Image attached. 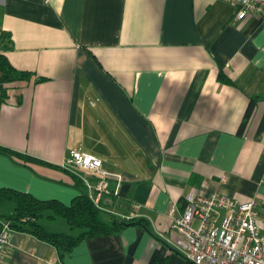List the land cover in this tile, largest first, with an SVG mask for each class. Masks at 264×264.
Wrapping results in <instances>:
<instances>
[{
	"label": "crops",
	"instance_id": "1",
	"mask_svg": "<svg viewBox=\"0 0 264 264\" xmlns=\"http://www.w3.org/2000/svg\"><path fill=\"white\" fill-rule=\"evenodd\" d=\"M239 10L222 0H0V55L30 73L0 96V146L31 159L0 154V189L69 206L80 192L63 167L80 151L120 177L101 209L147 227L63 256L12 230L0 264H189L173 250L168 212L192 191L254 201L264 237V19L238 20Z\"/></svg>",
	"mask_w": 264,
	"mask_h": 264
},
{
	"label": "built area",
	"instance_id": "2",
	"mask_svg": "<svg viewBox=\"0 0 264 264\" xmlns=\"http://www.w3.org/2000/svg\"><path fill=\"white\" fill-rule=\"evenodd\" d=\"M42 1L48 5L52 0ZM222 1L240 7L238 20L264 19V0ZM101 166L102 161L94 156L70 151L63 167L82 183L88 199L100 210L101 198L110 194L109 180L120 181ZM168 214L177 235L173 250L189 264H264V237L254 201L240 203L221 194L203 197L192 191L185 196L181 212L172 205ZM11 231L10 224L0 220V263L10 248Z\"/></svg>",
	"mask_w": 264,
	"mask_h": 264
},
{
	"label": "trees",
	"instance_id": "3",
	"mask_svg": "<svg viewBox=\"0 0 264 264\" xmlns=\"http://www.w3.org/2000/svg\"><path fill=\"white\" fill-rule=\"evenodd\" d=\"M29 78L30 73L17 71L3 55H0V96L2 101L6 98L10 84L25 81ZM218 78L220 81L229 83L222 75H219ZM43 81H45L44 78L38 79V82ZM253 103L254 101L252 100L246 110L240 130L243 129L245 121L250 115ZM0 154L23 161L31 160L2 146H0ZM73 185L80 193L72 200L69 206H64L56 200L40 201L26 193L0 189V206L5 201L16 204L14 214L7 218L6 222L10 224L12 230L29 233L53 246L60 256L70 253L84 239L112 235L131 225L147 228L143 220L130 219L125 221L100 210L88 199L82 183L78 179H74ZM44 216L50 221L63 219L70 230H77L78 234L69 235L46 230L38 222Z\"/></svg>",
	"mask_w": 264,
	"mask_h": 264
},
{
	"label": "rangeland",
	"instance_id": "4",
	"mask_svg": "<svg viewBox=\"0 0 264 264\" xmlns=\"http://www.w3.org/2000/svg\"><path fill=\"white\" fill-rule=\"evenodd\" d=\"M16 204L14 202L5 201L0 206V220L7 221V218L11 217L14 214ZM38 222L45 226L50 231H55L59 233L69 234V235H77V230H70L67 226L66 222L63 219H56L54 221H50L46 218V216L40 218Z\"/></svg>",
	"mask_w": 264,
	"mask_h": 264
}]
</instances>
